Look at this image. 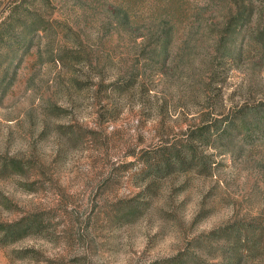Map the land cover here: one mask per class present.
Returning <instances> with one entry per match:
<instances>
[{
	"label": "rangeland",
	"instance_id": "obj_1",
	"mask_svg": "<svg viewBox=\"0 0 264 264\" xmlns=\"http://www.w3.org/2000/svg\"><path fill=\"white\" fill-rule=\"evenodd\" d=\"M223 12L0 0V264H264V52Z\"/></svg>",
	"mask_w": 264,
	"mask_h": 264
},
{
	"label": "trees",
	"instance_id": "obj_2",
	"mask_svg": "<svg viewBox=\"0 0 264 264\" xmlns=\"http://www.w3.org/2000/svg\"><path fill=\"white\" fill-rule=\"evenodd\" d=\"M219 2L222 5V10L226 9V12L222 13L221 38H223V40L230 39L234 41L235 39H240V41H242L246 37H249L254 39L256 45L260 46L264 52V9L254 15V6L251 0H219ZM251 22L255 23V29H250L248 27ZM243 54V48H240L238 54L235 55L233 59L238 61ZM249 113L264 117V107H254ZM242 115H244L243 111L240 112L238 118H241ZM258 120L259 119L255 121ZM170 162L174 165L181 164L182 155L180 151L177 150L174 152ZM21 231V229L17 230L11 225L6 228L4 234L5 237L10 236L14 239L17 235H20L18 233Z\"/></svg>",
	"mask_w": 264,
	"mask_h": 264
}]
</instances>
